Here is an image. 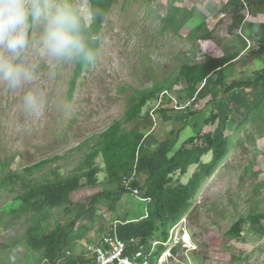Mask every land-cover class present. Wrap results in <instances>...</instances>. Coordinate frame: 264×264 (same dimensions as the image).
<instances>
[{
    "label": "rangeland",
    "instance_id": "374dc122",
    "mask_svg": "<svg viewBox=\"0 0 264 264\" xmlns=\"http://www.w3.org/2000/svg\"><path fill=\"white\" fill-rule=\"evenodd\" d=\"M73 2L89 5L86 0ZM243 2L115 0L104 22L95 66L78 78L71 94L78 63H57L44 56L39 43L42 27L31 26V44L22 59L36 66L34 79L14 90L0 85V264H43L42 253L28 261L21 245L29 229L42 220H46L43 233L59 226L68 231L84 214L68 248L85 254L110 233L122 237L127 228L149 216L153 201L145 196L148 187L141 189L142 197H136L123 185L112 183L99 156L94 158L99 167L97 184L74 192L71 204L45 209L43 214H23L16 222L4 210L21 194L57 176L66 179L82 171L97 136L116 122L127 130L139 125L147 146L156 151L169 139L180 140L181 146L197 133L228 137L229 154L196 193L186 214L196 250L182 249L169 262L264 264V220L246 222L240 238L228 236L239 220L264 214V79L256 81L264 73V12L256 9L262 4L252 10L251 0ZM244 17L249 19L247 29L250 24L260 27L252 32L254 39L243 62L226 71L228 82L245 79L258 86L236 88L215 99V87L222 90L217 71L193 98L187 95L190 85L184 80L169 88V81L183 67L236 54L243 47L240 33H245L235 22ZM163 83L159 99L144 109L147 119L124 123L130 99L140 100L143 93L150 94ZM30 89L39 90L46 100L39 119L26 118L21 111V97ZM215 114L219 117L211 122ZM213 157L210 153L204 159L211 162ZM40 163L39 168L25 171ZM198 169L193 165L187 174L176 173L175 184H188ZM135 178L134 183L145 186L144 174L138 172ZM90 209L91 214L85 215ZM170 227H162L159 235Z\"/></svg>",
    "mask_w": 264,
    "mask_h": 264
},
{
    "label": "trees",
    "instance_id": "16d2710c",
    "mask_svg": "<svg viewBox=\"0 0 264 264\" xmlns=\"http://www.w3.org/2000/svg\"><path fill=\"white\" fill-rule=\"evenodd\" d=\"M86 1L92 8L97 9L102 14L95 22L86 25V34L90 38V43L99 53L104 22L115 0ZM210 38L211 36L204 37V39ZM242 41L245 47H240L237 53L229 58L213 59L204 65L183 67L176 73L174 78H171L169 88L173 89L184 80L190 85L187 88V95H191L193 98L200 91L205 80L217 71L221 73L218 82L222 90L220 91L215 87V99L231 93L236 88L248 85L258 86L255 82H249L245 79H237L232 83L228 82L226 71L246 51L247 42ZM90 67L91 65L85 66L78 63L70 94L74 92L78 78L87 72ZM261 79H264V73L260 74L256 81L258 82ZM164 86V83L155 86L156 88H153L150 94L143 93L140 100L132 101L131 98L129 109L124 117V123H131L143 118L147 119L148 115L147 117L143 116L146 105L153 99H159ZM180 98L184 99V95H181ZM161 110L164 114L168 113V110ZM218 117L219 114H215L211 122L216 121ZM179 143L180 140L174 139L173 141L169 139L156 151L147 146L145 135L139 130V125L127 130L121 122H116L104 133L97 136L91 155L84 161L80 169L82 171L66 179H60L57 176L54 180L14 198L9 206L4 207V210L12 214V220L16 222L22 218L23 214H43L45 209L53 210L71 204L74 192L84 186L97 184L95 172L99 171V167L94 158L99 156L103 158L105 171L112 183L123 185L125 178L134 177L138 172L144 174L146 177L145 186L136 182L133 186L138 189L148 187V193L146 192L145 196L153 201L149 217L127 228L122 239L129 242L131 239L136 238L142 240L146 245L156 239L166 240L171 228L192 208L196 193L204 185L207 178L216 172L230 152L229 138L223 134L215 136L213 133H197L187 139L181 146H178ZM210 153H214L213 160L206 162L204 157ZM42 165L43 163L34 165L26 168L25 171L30 172ZM193 165H197L199 169L194 173L190 182L188 184H175L174 175L179 172L187 174ZM83 180H86V182ZM124 192L126 193V190ZM90 212H92V209L85 212V215H90ZM83 215L68 226V231L64 226H59L43 233L46 220H42L41 224L38 223L35 227L30 228L25 242L21 244L26 248L25 250L29 256L28 261L30 259L37 260L35 255L42 253L49 262L47 264H57L58 261L66 257L68 258L66 264H92V261L78 256L76 252L69 251L68 248L69 239L75 232L78 221L81 220ZM262 220H264V214L250 216L248 220L241 219L232 227L228 236L240 238L247 224L246 222L250 221L251 224H255ZM167 224L171 225L169 231L160 236V229L167 226ZM69 252L74 254L69 256ZM42 261H45V259Z\"/></svg>",
    "mask_w": 264,
    "mask_h": 264
},
{
    "label": "clouds",
    "instance_id": "9594fccd",
    "mask_svg": "<svg viewBox=\"0 0 264 264\" xmlns=\"http://www.w3.org/2000/svg\"><path fill=\"white\" fill-rule=\"evenodd\" d=\"M101 15L90 5L78 6L73 0H0V85L14 90L34 79L36 66L22 59L31 44L29 31L33 24L42 27L39 43L44 56L57 63L95 66L98 51L90 43L86 25ZM45 106L46 100L39 90L30 89L21 97L20 107L26 118L39 119ZM187 222L185 215L171 228L166 240L156 239L148 245L136 238L127 242L120 237L131 245L126 255L148 249L152 251L149 264H170L169 260H176L182 249L196 250ZM107 237L116 238L117 235L110 233ZM104 240L95 246H101ZM133 240L137 241L134 245ZM88 249L85 254H76L97 264L88 256ZM73 254L68 253L69 256ZM67 260V257L62 258L57 264H66ZM47 263V259L43 261V264Z\"/></svg>",
    "mask_w": 264,
    "mask_h": 264
},
{
    "label": "built area",
    "instance_id": "2783aa9c",
    "mask_svg": "<svg viewBox=\"0 0 264 264\" xmlns=\"http://www.w3.org/2000/svg\"><path fill=\"white\" fill-rule=\"evenodd\" d=\"M135 179V176L125 178L123 186L132 195L142 197L141 190L133 186ZM148 201L151 202L150 199ZM136 243V240L132 241L133 245ZM130 248L131 245L121 240L118 236L116 238L107 237L101 246H90L88 256L93 257L97 264H149L152 251L142 249L138 252H133L131 256L126 255Z\"/></svg>",
    "mask_w": 264,
    "mask_h": 264
},
{
    "label": "crops",
    "instance_id": "0c3cea01",
    "mask_svg": "<svg viewBox=\"0 0 264 264\" xmlns=\"http://www.w3.org/2000/svg\"><path fill=\"white\" fill-rule=\"evenodd\" d=\"M243 2V0H240ZM244 3V2H243ZM255 4H262L264 6V0H251V7H252V10L255 9ZM263 6H259L257 7L256 9L257 10H260L262 12H264V7ZM263 7V8H262ZM243 9V12H244V5L242 7ZM251 13V12H250ZM249 22V19L248 18H243L242 22H235L237 28L241 31H244L245 35L243 33H240V37L245 41L247 42V48H246V51L244 52V54L241 55V57L235 61L233 64H232V69L233 71L236 70V66H239V64H241L244 60V57L247 56L249 54V50L251 49V42L250 41H253L254 37H252V32H256V28L257 27H260V25H256L254 26L253 24H250V26H248V29H247V23ZM241 39V46L245 47L244 45V42L242 41ZM242 72H244L242 70Z\"/></svg>",
    "mask_w": 264,
    "mask_h": 264
}]
</instances>
